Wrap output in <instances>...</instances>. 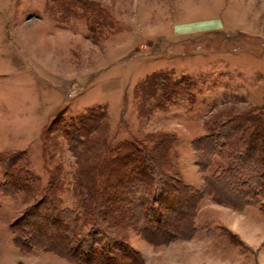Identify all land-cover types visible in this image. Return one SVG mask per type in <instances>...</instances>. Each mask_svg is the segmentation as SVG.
Masks as SVG:
<instances>
[{
	"label": "rangeland",
	"instance_id": "374dc122",
	"mask_svg": "<svg viewBox=\"0 0 264 264\" xmlns=\"http://www.w3.org/2000/svg\"><path fill=\"white\" fill-rule=\"evenodd\" d=\"M252 110L264 114V0H0V185L18 153L34 178L17 199L0 191V264H71L22 252L10 224L55 178L75 206L66 130L79 118L104 115L92 153L173 134L171 164L202 190L216 168L201 172L196 141L211 116ZM194 226L192 239L160 247L130 229L128 262L264 264L259 206L237 211L204 195Z\"/></svg>",
	"mask_w": 264,
	"mask_h": 264
},
{
	"label": "trees",
	"instance_id": "16d2710c",
	"mask_svg": "<svg viewBox=\"0 0 264 264\" xmlns=\"http://www.w3.org/2000/svg\"><path fill=\"white\" fill-rule=\"evenodd\" d=\"M102 120L104 115L81 117L66 130L77 159L76 178L69 187L75 206L64 205L59 194L64 184L50 180L10 224L22 252H51L71 264H144L141 258L127 260L133 253L129 230L155 247L190 240L204 195L237 211L259 206L264 212L263 113L211 116L208 134L196 141L201 172L206 175L216 168L205 176L202 190L185 185L171 164V133L103 144L92 153L91 137L103 128ZM89 154L95 162L88 161ZM23 159L18 153L4 161L7 180L0 191L13 199L29 189L30 178L34 180L19 167ZM217 159L223 160L220 167Z\"/></svg>",
	"mask_w": 264,
	"mask_h": 264
},
{
	"label": "crops",
	"instance_id": "0c3cea01",
	"mask_svg": "<svg viewBox=\"0 0 264 264\" xmlns=\"http://www.w3.org/2000/svg\"><path fill=\"white\" fill-rule=\"evenodd\" d=\"M198 187V186H197ZM173 244H171L170 246H172ZM169 247V246H168ZM165 248H167V247H165Z\"/></svg>",
	"mask_w": 264,
	"mask_h": 264
}]
</instances>
